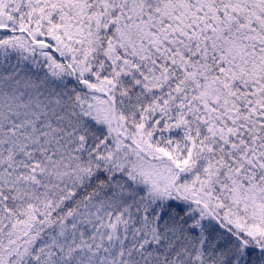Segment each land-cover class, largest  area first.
<instances>
[{"label":"snow or ice","instance_id":"snow-or-ice-1","mask_svg":"<svg viewBox=\"0 0 264 264\" xmlns=\"http://www.w3.org/2000/svg\"><path fill=\"white\" fill-rule=\"evenodd\" d=\"M0 264H264V0H0Z\"/></svg>","mask_w":264,"mask_h":264}]
</instances>
